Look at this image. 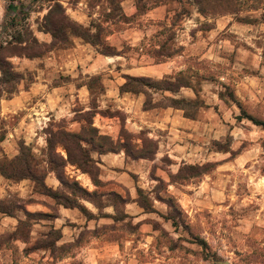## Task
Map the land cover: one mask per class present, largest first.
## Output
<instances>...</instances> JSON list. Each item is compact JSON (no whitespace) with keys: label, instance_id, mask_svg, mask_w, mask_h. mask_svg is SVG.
Returning <instances> with one entry per match:
<instances>
[{"label":"rangeland","instance_id":"obj_1","mask_svg":"<svg viewBox=\"0 0 264 264\" xmlns=\"http://www.w3.org/2000/svg\"><path fill=\"white\" fill-rule=\"evenodd\" d=\"M161 1L169 3V0ZM12 2L21 7L16 12L9 14L8 6ZM37 3L38 0H31V2H28V0H0V28L3 29V34L12 35L11 41H16L15 37H18V35H23L24 40H26V36L31 37V33L26 30V21L30 18L32 12L36 10L34 6ZM177 3L180 4V11L172 16L173 27L183 15H189V9L183 6L182 0H177ZM60 5L63 9L54 6L52 11L44 15V24L41 28H38L40 35L52 36L49 27H51V21L54 19H62L63 23L66 24L64 12L67 9L64 3H60ZM92 6L89 5V7ZM109 6L113 11L106 13L105 23L111 20L117 23L123 21L124 24H128L131 21V18L126 17L120 11L118 0H109ZM195 6L206 19L209 15L218 18L226 14H232L235 20H248L254 23L264 22V13H261L259 17L239 15L241 11L260 12L261 8L264 7L261 0H203L202 5L195 3ZM200 6L203 7V12L200 11ZM117 7L118 9L115 10ZM73 8L76 9L74 6ZM39 11L44 12L45 9L41 7ZM14 16L16 22L18 21L17 24L12 22ZM37 23L39 24V20H37ZM73 23L77 24L76 22ZM90 26L97 27V33L103 31V26L97 25L95 22H92ZM212 26L202 25L200 35L207 36V30ZM155 27L160 29V31L153 34L155 38L167 35V39L161 42V44L166 43L167 45L164 51L178 54L183 52V49L190 47L187 53L195 52L191 46L183 47L182 45L173 50L170 45L175 40V34L164 27V22L161 23V27ZM81 30H76L75 27H63L59 36L63 37L65 31H67L69 41L61 42L52 36L54 44L60 42L59 47L52 48V52L54 55L57 52L67 54L69 57L68 63H75L73 71L82 72L84 67L96 68L97 75L90 82L91 90V87L99 84L103 76V69L97 61L98 54L104 51L116 52V49L105 46L102 50H97V45H93L77 35ZM191 32L193 33L194 30H191ZM223 33L220 32L216 35L219 37ZM70 37H76L83 42L81 45H74ZM191 40L189 37L188 41ZM208 42V38L202 39L199 47H203L204 50L207 49ZM142 43L143 40L140 44ZM24 44L25 41L21 43V45ZM18 45H20V42ZM157 49L138 58V64L142 66L140 71L145 76L150 75L148 77L154 78L156 73L164 72L165 67L149 68L154 61L158 62L160 60L154 57ZM178 57L175 59V66L184 62L182 59L178 60ZM161 59H164V57H161ZM229 60H233V57ZM143 67H146V69ZM182 71L187 76L192 74L191 69ZM119 72L120 68L117 67L116 72L109 77L113 84H116ZM126 75L128 74L119 76L121 83L116 89L117 95L123 101L122 108L127 109L126 114L128 116L127 121L121 120V125L136 122L141 117L146 123H161L163 127L160 131L166 132L175 141V147L187 152L188 147L193 150L198 149L203 139V137L193 133V128L199 132L202 121L209 124L221 122L219 105L202 107L203 112H196L195 119L186 117L183 109L176 111L177 108L163 107L162 104L155 107L157 109L153 114H144L141 107L144 108L146 99L141 107L137 103L141 93H122L120 91V86L127 80ZM168 75L165 74V76ZM60 79L71 81L72 77L61 76ZM201 79L206 80L209 84L217 82L215 75L211 74ZM38 87L52 93L59 104L63 101V97L57 91L56 81H53L51 91H49L46 83H40ZM227 87L228 89L225 86L224 92L213 93V95H216L217 99L222 101L225 99L232 101L228 95L234 89L232 86ZM24 90H30V88L26 86ZM155 91L160 92L163 90L155 89ZM221 94L224 95V99L221 98ZM14 97L1 100L0 114L4 113L6 106L13 105L12 102L9 104L7 101ZM236 107L238 109L237 104ZM72 110L75 111L76 109ZM239 113H241V110H239ZM37 116L38 114H34L31 119L41 125L45 122L51 125V120L45 115H41L40 119H36ZM94 117V120H90V123L97 124L98 127L82 129L79 133H73L77 134L85 144H90L91 151L99 152L100 156H119V151L113 146L111 137L99 135L105 125L120 118L119 114H113L109 110H105L95 112ZM133 117H136V119L134 120ZM237 117H234L236 123L228 128L229 135L227 136L229 142L238 143L235 150L227 148L219 141H212L208 155L215 159L203 165H188L186 169L181 170L185 173L186 178L190 177L192 179V183L186 185L182 190H178L174 195L165 197L157 195V200L162 204H166L170 210L166 217L151 208L150 202L143 195L142 189H137V196L134 199L130 193L121 195L118 189L125 186L121 180L109 179L107 182L98 180L97 171H102L105 167L103 160L97 162L96 170L87 167V164L80 168L69 161L66 149L64 157L54 155L52 153L53 140L50 139L48 141V166L45 169L42 167L43 161L33 155L31 146H26L23 139L12 143L5 133V139L0 141V156L3 157L0 159V167L11 171L13 167L9 163L16 161L22 148L26 147V151L34 158L32 165L41 176V181L43 179L44 181L48 180L59 187L53 190L47 183H45V186L30 178L10 179L0 172V196L3 197L0 199V210L4 209L13 213V215H7L0 211V260L6 261V264H19L22 256L23 264H144L145 257H148L151 264H264V163H262L264 161V141H259L263 143L255 160L249 162L237 161L236 158L241 149L253 143L243 140L236 133L232 134L233 131H240L239 128L245 127V124ZM222 123L227 124L226 121ZM44 131L47 132L49 129L45 128ZM216 131H220V129L217 128ZM66 134L68 133H61L57 139L70 144ZM120 134H124L123 127L120 129ZM185 138H187L186 141ZM71 147H73V150L75 144ZM119 147L124 149L126 157H130L136 163L149 158L133 157L127 154L126 148L134 155H151L147 151L143 153L133 151L127 140ZM13 151L17 155L9 159V154ZM176 155L177 153L173 152V156ZM163 159L168 162L183 164V161H172L171 156H165ZM119 163L120 161H117L116 164L110 167L111 175L123 177L125 181L130 180L136 183L138 175L125 172L118 166ZM124 163L127 164V160ZM91 173L96 181L93 180ZM155 173L156 166H153L149 178L162 181L163 178ZM177 175H180V173ZM241 177L246 181L243 185L240 183ZM87 184L93 185L94 191L89 192L85 187ZM13 187L25 191L26 198L20 197L18 193H13L11 191ZM106 187L108 188L107 191L104 190ZM162 187V184H158V188ZM69 192L72 193L71 196L67 195ZM4 193H7V195H4ZM101 195H108L118 208L136 203L137 207L142 209L141 213L132 217L136 220V224L128 230L127 236L123 240L112 235L109 228L116 224H122L124 220H129L128 214L118 215L117 217H113L111 214H103L96 217L84 205L79 204L76 199L79 197L99 204ZM65 203L66 205L73 203L78 206H66ZM32 208H36V210L32 211ZM64 212L69 214L67 218L63 217ZM188 213L192 214V218L195 220L194 224L185 222L189 218ZM154 214L160 215L161 221L164 224H169V228L161 231L160 221H153L149 218ZM6 216H10V218L5 219V222H3V218ZM141 216H144V219H141ZM170 217L176 219V226ZM61 219H64L65 223L60 229H54L55 223ZM13 221H15V224L12 223ZM45 227L49 228L50 231L40 232L38 235L46 236L47 239L30 242L31 231ZM13 228L14 231H8V229ZM64 228L69 230L70 239L58 246L57 241L64 239ZM137 232L140 233L139 236L136 235ZM168 232L174 233V239L165 236V233ZM202 240L205 241V244L201 243Z\"/></svg>","mask_w":264,"mask_h":264},{"label":"clouds","instance_id":"obj_2","mask_svg":"<svg viewBox=\"0 0 264 264\" xmlns=\"http://www.w3.org/2000/svg\"><path fill=\"white\" fill-rule=\"evenodd\" d=\"M28 2H31V0H28ZM57 2L65 4L67 11L64 12V16L69 21L76 22L78 27L82 26L83 30H87L89 36L95 38L98 31L97 27L90 26L92 22L102 25L101 43L97 44V50H102L105 46H111L118 53L114 60L107 58L99 60V64L103 69V76L99 84L91 87V90L90 82L97 75L96 68L84 67L82 72L73 71L75 63H68L69 57L67 54L57 52L54 55L52 52V48L59 47L60 42L54 44L51 35H40L38 31V28H41L44 24V15L52 11V7ZM182 3L185 8L189 9V15H183L175 23V27H173L172 23L164 21V27L175 34V40L170 45L173 50L188 41L189 31L196 29L197 34H199L202 25H213L220 22L217 17L209 15L206 19L202 16L195 6V0H182ZM261 3L264 4V0H261ZM90 4L93 6L89 7ZM73 6L76 11L71 10ZM41 7L45 9L44 12L39 11ZM122 7L129 16L135 11V8L128 0H123ZM169 7L172 9L170 16L180 11V4L177 3V0H169ZM34 8L36 10L32 12L30 18L26 21V30L31 33V37L26 36L22 51L13 53L8 49V42L12 40V35L3 34V29L0 28V45H3L4 49L8 51L7 55H5L4 51H0V56L10 61L12 72L20 74L21 77L16 81L6 83L4 73L0 72V98H9L10 95H22L26 86L31 89L30 95L24 97L27 101L26 104L6 106L4 113L0 114V136L6 133L12 143L23 139L26 146H31L33 155L43 161L42 167L45 169L48 166V141L50 139L53 140L52 153L58 157H64L65 149L69 147V144L57 139L61 133H79L82 129L98 127L97 124L90 123V120L95 118L94 113L109 110L113 114H119L120 118L105 125L99 135L111 137V142L119 151V156H100L99 152L91 151L90 144H85L83 141L80 142L78 149H74V153L79 154L81 149L88 150L87 167L93 170L97 169V162L103 160L105 167L102 171H97L98 180L104 182L109 179L121 180L125 185L118 189L121 195L130 193L134 199L137 196V189H142L143 195L150 202L151 208L166 217L170 210L166 204L160 203L156 197L157 195L161 197L174 195L178 190H182L186 185L193 182L190 177H185V173L181 171L182 169H186L188 165H203L215 159L208 155L212 141H219L229 149L238 147V143H231L227 139L229 135L228 128L236 123L234 117L240 114L236 103H240L246 108L249 105L255 107L256 104H259L260 110L264 112V64L251 58L246 59L245 56H237L236 63L234 65L229 64V58L232 57L234 50H238V46L247 44L251 45L257 52L264 50V22H261L255 29L233 27L227 33L220 35L215 43H212L211 37H209V42L212 43V47L215 49L214 55L211 51L205 54L203 47H201L198 52H191L183 57H178V60L182 59L184 61L179 63L178 66L169 65L165 67L163 73L154 75V80L157 82L168 79L175 84L177 75L181 70L191 69L192 74L189 78L191 87L179 85L174 93L157 92L155 89L148 87H144L141 90L140 100L144 101L147 99L149 105L156 107L161 104L167 107L170 101L186 103L200 101L205 106L211 105L212 107L219 105L221 122L209 124L202 121V127L199 132L193 128V133L203 137V139L198 149L193 150L188 147V151L185 152L183 149L175 147V141L166 132L160 131L163 127L161 123H146L141 117L135 123H124L121 125V120L127 121L128 116L126 114L127 109L122 108L123 101L119 98L116 91L121 83L119 76L124 74L129 76L144 74L140 71L138 58L159 48L161 42L167 39V35L155 38L153 34L160 31V29L153 27L149 21L153 18L164 20L163 15L157 14L154 17V14L149 12L147 15L139 17L138 21L133 25L124 24L123 21L117 23L111 20L105 23L106 13L112 11L109 6V0H38ZM261 13H264V7L257 13L241 11L239 15L259 17ZM37 20H39V24ZM130 32L136 33L135 39H129ZM70 39L74 45H79L83 42L76 37H70ZM140 40H143L142 44L139 43ZM229 40H231V43H228ZM13 47H15L14 44ZM30 56L33 58H29ZM221 57H224V59H221ZM242 60L246 62L241 64L240 61ZM174 64H176L175 61L173 62ZM108 65H111V67H108ZM117 67L120 68V72L117 75L116 84H113L109 77L116 72ZM245 71H247V74H245ZM165 73L169 75L165 76ZM253 73H258L259 76V79L255 81L258 84L257 88L251 87L253 80L250 79V76ZM209 74L215 75L217 81L215 84H209L206 80L201 79ZM61 76H71L72 79L71 81H62L60 79ZM53 81L57 82V91L63 97V101L55 108L48 107L47 112H51L48 117L52 122L51 125L47 122L41 125L31 119L32 115L35 114L36 108H42L48 98L47 92L40 89L38 85L46 83L49 91H51ZM232 85H235L238 89L235 93L236 103L227 99L219 100L216 95H213V93L224 92L225 86ZM258 95L260 97L259 101L257 100ZM72 109L76 110L73 111ZM195 111L202 113L203 108L197 107ZM47 112H42L41 115H47ZM261 118H264V116H261ZM133 119L136 118L133 117ZM224 121L227 122L226 125L222 123ZM121 127L124 129L123 135L120 134ZM45 128H48L49 131L45 132ZM217 128L220 131H216ZM125 140L132 146L133 151L139 153L150 152L151 158L140 160L139 163L133 162L130 157L125 156L124 149L119 147ZM186 140L187 138H185ZM173 152H176L177 155L173 156ZM16 155L15 151L11 152L9 159ZM165 156H171L172 161H183V164L165 161L163 159ZM2 158L0 156V159ZM125 160H127V164L124 163ZM117 161H120L118 166L125 172L138 175L136 183L130 180L125 181L123 177L111 175L109 169ZM153 166H156L155 174L162 177V181L149 178V173L152 171ZM178 173L180 175H177ZM45 183L49 184L53 190L59 187L48 180H45ZM240 183L243 185L246 181L241 177ZM158 184H162L163 187L158 188ZM85 187H87L89 192L94 191L91 184H87ZM104 190L107 191L108 188L106 187ZM11 191L18 193L22 198H26V192L23 190L13 187ZM4 195H7V193H4ZM67 195L71 196L72 193L69 192ZM2 198L0 196V199ZM76 199L79 204L84 205L96 217L103 214H111L113 217L128 214L129 220H124L122 224H116L109 228V232L121 240L126 238L128 230L136 224V220L132 217L142 212V209L138 208L136 203L118 208L108 195H101L99 204L79 197ZM35 210L36 208H32V211ZM68 215L67 212L63 213L65 218ZM188 217L185 222L194 224L195 220L192 218L191 213H188ZM140 218L144 219V216ZM149 218L153 221H160L161 231L169 228V224H164L161 221L160 215L154 214ZM12 223L15 224V221ZM64 223V219L57 221L54 229H60ZM14 230V228L8 229V231ZM48 231L50 229L47 227L32 230L30 242L47 239L46 236L38 235V233ZM63 231L65 236L64 239L57 241L58 246L68 242L70 239L69 230L64 228ZM136 235L139 236L140 233L137 232ZM165 236L169 239H174V233L168 232L165 233ZM0 264H6V261L0 260ZM19 264H23L22 256ZM144 264H151L150 258L145 257Z\"/></svg>","mask_w":264,"mask_h":264},{"label":"trees","instance_id":"obj_3","mask_svg":"<svg viewBox=\"0 0 264 264\" xmlns=\"http://www.w3.org/2000/svg\"><path fill=\"white\" fill-rule=\"evenodd\" d=\"M114 2V1H113ZM203 0H195V3L197 5H202ZM56 7H59L60 9L62 8V6L60 5L59 2L56 3L55 5ZM20 5H16L14 2L10 3L8 6V13L11 14L12 12H16L18 10V8H20ZM200 11L203 12V7L200 6ZM63 9V8H62ZM118 9L115 8V10ZM64 18L66 19V24L63 23V20H56L54 19L53 21H51V27H49V31L52 33L53 38L60 40L61 42H68L69 41V36L67 34V31H65V35L63 37H60L59 34H61V29L63 27H72V28H76V30L82 29V26H77V24L73 23L72 21H69L67 17L64 16ZM15 20V21H14ZM241 21H245V22H250L248 20H241ZM12 22H15L16 24L18 23V21L16 22V17H12ZM77 35L81 36L82 38H84L85 40H87L88 42L92 43L93 45H97L98 43H101L100 40V35L101 33H97L96 37L93 38L91 36L88 35L87 30H81V32L77 33ZM16 41H9L8 42V49L15 53V52H19L22 51L23 48L21 45L22 42H24L25 40L23 39V35H18V37H15ZM20 42V45H18V43ZM13 44L15 45V47H13ZM166 43L161 44V46L159 47V49H157L155 51V55L154 57L161 59V57H165V56H172L173 53L168 52V51H164V48L166 47ZM0 51H4L5 55L8 54V51L4 49L3 45H0ZM103 54H107V55H114L117 54V52H102ZM29 58H33V57H29ZM0 72L4 73V80L6 83H10L13 81H16L18 79H20V74L14 73L12 72V66L10 61H8L7 59L3 58L2 56H0ZM126 81L120 86V91L122 93L124 92H133V93H141V90L144 87H148V88H153V89H158V90H163V91H171V92H175L178 88L179 85H184L186 87H191L190 82H189V78L190 76L185 75V73H183V71H180L177 75V80L176 83L173 84L171 80L166 79L165 81H160L157 82L154 80V78L152 77H148V76H129L126 75ZM226 88L228 89V87L226 86ZM195 90V89H194ZM229 98L234 101L236 103V95L235 92L232 91L231 93H229ZM12 97L11 95L9 96V98ZM221 98L224 99V95L221 94ZM3 98H0V102ZM238 106L241 108V115H239L237 118L238 120H241L242 118H248L250 119L253 123L257 124V125H261L264 126V121L260 120L258 118H256L255 116L249 114L246 112V110L244 109V107L240 104L237 103ZM156 106H151L149 105L147 99L144 102V108L145 109H152L155 108ZM165 107V106H163ZM167 107H173V108H177V109H183L185 111V116L188 118H196V111L195 109L197 107H205V105L203 104V102L197 101L195 103H186V102H177V101H170L169 105ZM1 108V107H0ZM194 111V112H192ZM67 138H69V143L72 144L71 146H73L75 144V148L74 149H78L80 142H81V138L75 134V133H68L66 134ZM5 139V135L0 136V141H3ZM69 144V147L66 148L67 152H68V158L69 161H71L73 164L78 165L80 168H83V166H85L88 163V153L87 150H83L81 149L79 154L74 153V149L72 150L73 147H71ZM126 152L127 154L133 156V157H140V158H151V155L149 154H141V155H134L133 153H131L130 150H128V148H126ZM33 161L34 158L31 154H29L28 151H26V147H23L20 155L18 156L16 161H11L9 164L11 167V171H7L5 169H3L2 167H0V172L7 178L10 179H26V178H30L33 179L35 181H38L39 183H41L42 185H45V181L43 179V181H41V176H39V174L37 173L36 169L33 167ZM89 172V171H86ZM93 180L96 181V178L94 177V175L91 173ZM46 186V185H45ZM59 198V197H56ZM66 205V203H65ZM78 206L76 204L73 203H68L66 206ZM0 211H2L3 213L7 214V215H13L12 212H9L7 210L1 209ZM175 226H176V219L174 217H170ZM202 244H205V241H201Z\"/></svg>","mask_w":264,"mask_h":264},{"label":"crops","instance_id":"obj_4","mask_svg":"<svg viewBox=\"0 0 264 264\" xmlns=\"http://www.w3.org/2000/svg\"><path fill=\"white\" fill-rule=\"evenodd\" d=\"M122 2H123V0H118L120 11L126 17L131 18V21L128 23V25H133L134 23H136L138 21L139 17L145 16L149 12H152L154 14V17L157 14L163 15V17H164V20H156L154 18L151 19L149 21V23H151L153 25V27H155V26L161 27V23L164 21H168L169 23H172V21H171L172 16H170V13L172 12V10L169 7V3H166V2L161 1V0L160 1H157V0H128V2L131 3L133 5V7L135 8V11H133L132 15L129 16L124 12V9L122 7ZM72 11H76V9L73 8ZM229 17H231V19H229ZM218 19L220 22L213 24V26L210 27L209 30H207V32H208L207 36L200 35L202 33V30H199V34H197V30L193 29L194 34L191 31H189V33H188L189 34L188 37H190L192 40L185 42V43H182L181 45L183 47L191 46L193 48L192 50L196 52L197 50L200 49L199 44L202 42V39H207V38L209 39V37H211L212 43H215L216 40L219 38L218 35H216V34H219L220 32L227 33L229 31V29H232L233 27L240 28V29H243V28L255 29L261 23V22H256V23L251 22L250 23V22L235 20V18L233 17L232 14H226V15L220 16V17H218ZM135 35H136V33L130 32L129 39H135ZM139 43H141V40L139 41ZM208 43H209L208 44L209 46L207 49L204 50V53L206 54L209 51H211L212 54L214 55L215 49L212 47V43H210V42H208ZM228 43H231V40H229ZM79 45H81V44H79ZM193 45H195V47H193ZM257 47H259V45H257ZM189 50H190V47L183 49V52H181V53H178V54L173 53L172 56H165L164 59H160V60H158V62L154 61L153 65L149 66V68L168 67L169 65L175 66V65H173V62L175 61L176 57L177 56L183 57L185 54H187V52ZM116 55H118V53L114 54V55H107V54L99 53L97 56V61H99L101 58H107V59H113L114 60L116 58ZM237 56H245L246 59L251 58V59L256 60L257 62H259L261 64H264V50L257 52L256 49H253L251 45L245 44L243 46H238V50H234V52L232 54L233 60H229L230 65H234L236 63V57ZM221 59H224V57H221ZM245 62L246 61H244V60L240 61L241 64H243ZM109 66H111V65H108V67ZM139 68L141 69L142 66H139ZM143 68L146 69V67H143ZM165 74L168 75V73H165ZM245 74H247V71H245ZM136 76H145V75L142 74V75H136ZM146 76H150V75H146ZM250 79L253 80V84L251 85V87L257 88L258 84H256L255 81H257L259 79L258 73H253L252 76H250ZM232 87L234 89V92L236 93V91L238 89L236 88L235 85H232ZM30 93H31V89L30 90H23L22 95L15 96L14 98L9 99L7 102H9V104L11 102H12V104H26L27 101L25 100L24 97H28L30 95ZM124 93H131V92H124ZM47 96H48L47 103L45 102V104L43 105L42 108H36L37 112H35V114H38L36 119H40L41 113L47 112V109L49 106L55 108L59 104L58 103L59 101L54 99L52 93L47 92ZM257 100L258 101L260 100L259 95L257 96ZM232 102H234V101H232ZM137 103L139 104V107H141L143 105V101L140 100V97L138 98ZM41 109H43V111H41ZM141 109H143L142 112L144 114L148 115V114H153V112L156 111L157 108L152 109V110H145L142 106ZM238 109L241 110V108L239 106H238ZM244 109L246 110L247 113H249V114L255 116L256 118L264 121V118H261V116H264V112H262L260 110L259 104H256L255 107L249 105L247 108L244 107ZM178 110L179 109H176V111H178ZM50 115H51V112H47V115H45V116L49 117ZM239 115H241V113ZM240 121L243 124H245V127L239 128L240 131H233L232 134L234 135L236 133L239 137L243 138V140H248V141H251L253 143H250L249 146L246 148H242L240 153L238 154L236 160L237 161L238 160H244L245 162H249L250 160H255V158L258 157L257 153L261 150V146L263 143L262 141H264V126L257 125L255 123H253L248 118H242ZM133 123H135V122H133ZM260 140H262V141L259 142ZM242 142H244V141H242ZM233 149L235 150V148H233ZM9 218H10V216L4 217L3 222H5V219H9Z\"/></svg>","mask_w":264,"mask_h":264}]
</instances>
